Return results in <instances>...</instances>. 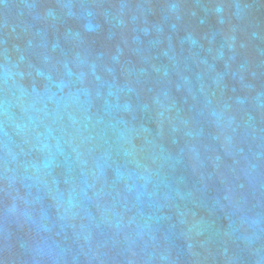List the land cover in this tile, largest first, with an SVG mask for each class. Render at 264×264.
I'll list each match as a JSON object with an SVG mask.
<instances>
[{
  "label": "water",
  "instance_id": "water-1",
  "mask_svg": "<svg viewBox=\"0 0 264 264\" xmlns=\"http://www.w3.org/2000/svg\"><path fill=\"white\" fill-rule=\"evenodd\" d=\"M0 264H264V0H0Z\"/></svg>",
  "mask_w": 264,
  "mask_h": 264
}]
</instances>
